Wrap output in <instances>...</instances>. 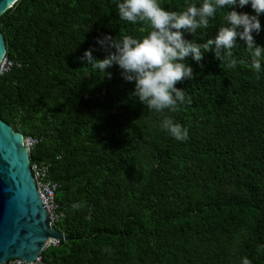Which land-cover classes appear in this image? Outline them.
Here are the masks:
<instances>
[{"label": "trees", "instance_id": "1", "mask_svg": "<svg viewBox=\"0 0 264 264\" xmlns=\"http://www.w3.org/2000/svg\"><path fill=\"white\" fill-rule=\"evenodd\" d=\"M159 2L183 11L201 0ZM224 15L187 38L212 39ZM0 29L13 62L0 118L37 141L31 166L57 185L54 226L70 238L43 251L47 264H264V71L242 42L235 69L212 53L202 67L189 61L194 77L177 87L190 103L160 113L132 97L118 67L108 78L81 63L90 47L104 58L99 36L149 31L122 21L117 0H19ZM165 116L185 141L161 130Z\"/></svg>", "mask_w": 264, "mask_h": 264}, {"label": "clouds", "instance_id": "2", "mask_svg": "<svg viewBox=\"0 0 264 264\" xmlns=\"http://www.w3.org/2000/svg\"><path fill=\"white\" fill-rule=\"evenodd\" d=\"M117 8L122 21L147 22L149 31L142 38L99 36L95 45L105 53L104 58L95 57L96 48L90 47L84 51L81 63L91 65L108 78L111 73L105 70L118 67L121 79L134 84L132 97L151 110L174 113L190 103L186 90L177 85L193 79L192 63L202 67L207 53L235 69L238 61L233 49L242 42L250 54L252 68L257 74L264 71V46L256 41V36L264 31L261 23L264 0H201L199 5L189 3L183 11L166 10L159 0H117ZM246 8L250 11H245ZM218 10H223L225 15L212 39L198 43L187 38L198 29L208 28ZM160 128L176 141L188 138L187 128L171 116H165ZM56 244L59 243L48 247ZM259 250H264V246ZM241 264L251 261L243 257Z\"/></svg>", "mask_w": 264, "mask_h": 264}, {"label": "water", "instance_id": "3", "mask_svg": "<svg viewBox=\"0 0 264 264\" xmlns=\"http://www.w3.org/2000/svg\"><path fill=\"white\" fill-rule=\"evenodd\" d=\"M19 0H0V17ZM7 54L0 29V66ZM70 240L53 225L31 169L24 136L0 118V264L34 261L49 244Z\"/></svg>", "mask_w": 264, "mask_h": 264}, {"label": "built area", "instance_id": "4", "mask_svg": "<svg viewBox=\"0 0 264 264\" xmlns=\"http://www.w3.org/2000/svg\"><path fill=\"white\" fill-rule=\"evenodd\" d=\"M13 66V62L10 61L7 56L4 57L0 66V75L8 73ZM36 140L32 138H26L25 144L31 148L36 144ZM32 172L35 177V183L37 185L39 194L44 202L45 208L47 209L52 223H55L60 219V215L57 213L58 204L56 203V191L57 185L52 183L47 175L48 169L39 167L37 164L31 166ZM3 264H47L43 255H39L34 261L27 262L26 260L17 258L11 259Z\"/></svg>", "mask_w": 264, "mask_h": 264}]
</instances>
